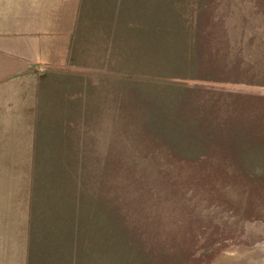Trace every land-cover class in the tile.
Masks as SVG:
<instances>
[{"label":"rangeland","instance_id":"374dc122","mask_svg":"<svg viewBox=\"0 0 264 264\" xmlns=\"http://www.w3.org/2000/svg\"><path fill=\"white\" fill-rule=\"evenodd\" d=\"M175 1L174 18L205 23L208 78L127 71L119 53L133 47L122 38L137 32L125 24L89 31V55H63L49 72L62 105L63 183L77 209L75 264H94L93 217L98 248L126 242L133 264H264V171L232 156L264 149V0ZM172 83L192 90L193 111L163 127L154 103L167 104L158 92ZM192 132L209 139L196 156L186 153Z\"/></svg>","mask_w":264,"mask_h":264},{"label":"crops","instance_id":"0c3cea01","mask_svg":"<svg viewBox=\"0 0 264 264\" xmlns=\"http://www.w3.org/2000/svg\"><path fill=\"white\" fill-rule=\"evenodd\" d=\"M141 5L0 0V264H62V248L76 243L59 84L49 72L63 55H89V31L140 21Z\"/></svg>","mask_w":264,"mask_h":264},{"label":"trees","instance_id":"16d2710c","mask_svg":"<svg viewBox=\"0 0 264 264\" xmlns=\"http://www.w3.org/2000/svg\"><path fill=\"white\" fill-rule=\"evenodd\" d=\"M176 8L179 9L175 0H151V4L148 0H142L138 16L140 21L119 23V26L125 24L126 29L137 32L135 36L125 35L122 38L125 46L128 44L129 47H133L119 53V56L122 55L125 60L127 71L150 76L165 74L185 79H206L210 76L203 75L202 72L208 66H200V60L204 52L201 35L205 23L197 21L194 28L185 26L182 20L179 21L178 18L173 17L172 14L175 13ZM104 26L107 28L109 24H103ZM115 35L113 37H116ZM170 86L172 87L165 88L164 92L157 90L159 91L158 94L163 95L160 99L165 100L167 104L165 105L162 101L154 103V109L157 112L154 119L162 126L167 125L169 121L171 123L176 122L180 112L193 111L191 104L187 102L192 90L181 83H172ZM193 118L195 119V117ZM192 120L190 118L189 122ZM173 126L175 125L173 124ZM163 129L160 130L163 131ZM192 134L193 136L189 137V134L185 133L186 137L190 138L186 153H190V156H196L200 154L203 143L209 141V139L203 134L204 137L200 136L199 133L192 132ZM242 143L243 141H241ZM172 147L175 151H179L176 146ZM247 149L246 152L242 148L233 151V159H236L239 164L244 165L243 167L249 171H264V162H261L264 161V149L262 150L260 145L256 143L251 144ZM243 156L248 158H243ZM243 159H248V161L244 163L245 160ZM96 221L97 218L93 217L89 223V232L91 233L89 236V263L91 261L94 264H133V255L126 242L125 244L116 242L105 251H103V247H101L103 249L98 248L96 245L97 239L92 232V229L96 228L94 224ZM107 234L105 233V235ZM112 235H114L113 231ZM65 246L62 249L69 252V255L66 258L63 257L62 264H75L73 258L75 259L74 248L76 244L72 241L71 247L66 246L67 248H65ZM47 264H50L49 260Z\"/></svg>","mask_w":264,"mask_h":264}]
</instances>
